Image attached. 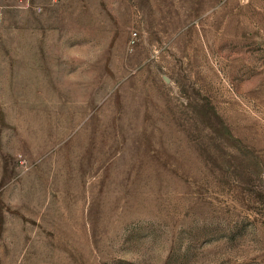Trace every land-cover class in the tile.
I'll list each match as a JSON object with an SVG mask.
<instances>
[{
	"label": "rangeland",
	"instance_id": "obj_1",
	"mask_svg": "<svg viewBox=\"0 0 264 264\" xmlns=\"http://www.w3.org/2000/svg\"><path fill=\"white\" fill-rule=\"evenodd\" d=\"M0 264H264V0H0Z\"/></svg>",
	"mask_w": 264,
	"mask_h": 264
}]
</instances>
